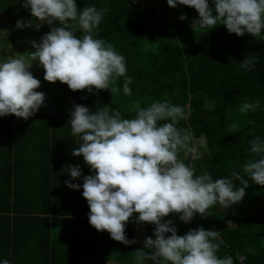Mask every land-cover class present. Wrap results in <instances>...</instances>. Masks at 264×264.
<instances>
[{"label": "trees", "instance_id": "trees-1", "mask_svg": "<svg viewBox=\"0 0 264 264\" xmlns=\"http://www.w3.org/2000/svg\"><path fill=\"white\" fill-rule=\"evenodd\" d=\"M23 3L24 0H0V13H18L32 17L30 9H25ZM209 3L211 6V0ZM77 5L78 10L89 6L107 10L95 30V38L111 43L126 58L127 75L132 78V95L123 94V77L112 85L120 89L117 93H111L110 90H100L98 93L72 91L66 84L59 81L55 83L61 90L57 94V100L62 102L51 115L33 116L39 118L37 120L45 117L52 119L49 125L53 132L52 141L42 134L39 142L35 140V143H24L29 144L28 149L35 152L36 160L33 161L36 166H45V170L36 173L40 178L33 185L29 184L37 190L31 196L33 206L22 201L25 187H20L21 161L16 158L12 163L13 156L16 157L17 152L21 153L22 146L18 144L21 138L17 136L13 140L10 133L5 134L6 138L2 142L7 146V152L2 154V158H5L6 165L0 169V240L9 252H1V257L12 260L11 237L13 235L16 238L18 235L10 226L12 219H9V214L15 213L13 220L18 225L20 218L17 214L54 213L70 217L66 222L68 227L62 230L63 243L62 240L59 241L61 237L56 236L57 232L53 236L50 233L53 227L50 228L48 218L39 217L33 233L35 239H38L35 248L42 250L36 251L34 248L29 256L34 255L44 264L48 263L47 253L52 241L57 248L54 255L63 256L64 264L95 262L97 254L99 264L106 261L134 264L135 252L144 249L145 238L155 239V225L137 224L135 218L138 214H134L126 224V235L130 240L138 241L136 233H145L142 243L125 245L115 241L107 231H97L89 220L81 219L90 212L88 202L82 195L83 188L74 190L65 183L72 180L66 170L70 165H78L82 169V177L72 180L73 183L82 184L83 176L94 174L82 156L72 155L73 150L79 147L77 138L71 135L69 125L73 106L82 105L93 112L108 106L124 118L135 116L136 105L147 107L155 101L165 99L185 106L189 112L188 119L181 121L178 127L190 131L194 142L203 140L206 144V148L200 149L199 159L189 156L185 163L191 164L197 175L207 171L214 179L231 177L249 159H256L255 154L249 151L248 141L255 137L264 139V35L259 38L248 33L237 36L230 34L223 25L207 31L194 25L199 18L194 8L184 5L173 8L168 5L167 0H159L156 5L151 0H77ZM170 12L184 15L187 19L176 20L168 16ZM58 26V22L52 26L44 22L38 34L39 42L52 27ZM73 28L77 36L83 34L77 25L73 24ZM201 35L206 37L205 43L199 41ZM249 55L256 61L255 71H248L241 66ZM54 93L53 90L48 92L50 96ZM256 100L261 102L260 111L247 114L239 111L243 103H254ZM66 102L71 103L68 110L64 104ZM37 120L36 124L39 123ZM231 125H237L235 131L229 130ZM11 126L12 124L8 128L1 124L0 129L2 132L11 130ZM64 158L67 165L61 162ZM234 183L239 186V181ZM246 192L245 198L226 210L227 212L213 206L209 209L211 216L202 218L197 214L187 224L176 215L165 219L173 221L178 235H184L198 227L220 231L223 243L217 255L221 258L232 257L233 264H241L239 256L245 257V264H264V186L250 182ZM232 220L235 221V226H231ZM58 222L61 220H56V231L60 229ZM20 241L25 242L26 237ZM62 247L64 250H60ZM23 248L24 244H20L17 250L15 248V259Z\"/></svg>", "mask_w": 264, "mask_h": 264}, {"label": "clouds", "instance_id": "clouds-1", "mask_svg": "<svg viewBox=\"0 0 264 264\" xmlns=\"http://www.w3.org/2000/svg\"><path fill=\"white\" fill-rule=\"evenodd\" d=\"M167 3L173 8H194L199 14L194 25L207 31L223 25L237 36L264 35V0H211V6L209 0ZM23 7L30 9L37 21L36 30L42 27L40 22L60 25L52 27L39 43L31 41L35 49L31 60L45 70L44 80L59 81L72 91L117 93L120 89L112 85L123 77V94L132 95L126 58L111 43L95 38L106 9L89 6L78 10L77 0H24ZM180 19L187 17L181 15ZM73 24L83 33L81 36L75 34ZM17 26L31 28L33 23L20 21ZM255 65L250 55L241 63L248 71H255ZM31 67L23 58L0 61V118L15 115L27 120L45 104L46 94L37 91L41 81L34 77ZM260 110L259 100L245 102L239 108L243 114ZM188 115L185 106L166 99L147 107L136 105L133 118H124L108 106L93 112L74 105L70 113L71 135L79 145L72 155L82 156L94 174L83 176L82 184L73 183L82 177V169L70 165L66 170L72 180L65 183L74 190L83 188L90 225L125 245L137 242L126 235V224L134 214H138L137 224L155 225V239L145 238L144 249L135 252L134 264H233L232 257L217 255L223 243L220 231L198 227L178 235L173 221L165 218L176 215L185 224L197 214L206 218L211 216L209 209L213 206L226 211L240 203L250 182L264 186V139L260 137L248 141L256 159H249L231 177L214 179L207 171L197 175L185 161L189 156L199 159L200 149L206 144L203 140L194 142L190 131L178 127ZM236 128L231 125L229 130ZM234 181H239V186ZM238 259L245 264L244 256ZM0 264L10 261L0 259Z\"/></svg>", "mask_w": 264, "mask_h": 264}, {"label": "crops", "instance_id": "crops-1", "mask_svg": "<svg viewBox=\"0 0 264 264\" xmlns=\"http://www.w3.org/2000/svg\"><path fill=\"white\" fill-rule=\"evenodd\" d=\"M5 15L6 18H8L9 16L13 17V13H0V17L2 18ZM18 17V15H16ZM18 23V22H17ZM11 28L16 29L18 28L16 22L13 23V25L11 24ZM18 56H21V54L18 52L17 53ZM11 57V54L7 55V59H9ZM52 110V109H51ZM68 110V109H66ZM65 110V111H66ZM53 110L50 112L48 109H43L40 108V110L37 112V114H44V115H51L53 114ZM39 118L37 117H30L29 119L25 120L23 118H17L15 115H10V117H3L0 118V125H4L6 127L9 128V126L12 124L11 126V130H4L2 132V130L0 131V169H2L6 163H5V158H2V154H6L7 152V146L3 144V139L6 138L5 134L10 133V136H12V139L15 140L17 138V136L21 138L20 146H22V150L21 153L17 152L16 157L13 156L12 158V163L14 164L16 158H18L21 161V172L20 175L22 181L20 182V187H25L24 191H23V197H22V201L28 205V206H33V201L31 200V196L37 192V190H35L34 188H32L30 185H33L39 178L36 175L37 172H40L42 170H45L44 167H38L36 166V163L33 161V159L36 160V154L34 151H30L28 149V145L29 144H24V143H35V140L39 142V138L43 137V136H48L49 140L52 141L53 139V132H52V127L49 126L51 124L52 119L45 117L43 120H37ZM35 120L39 121L38 124L35 123ZM45 123H44V122ZM59 122H62L61 120H59ZM3 129V128H2ZM67 133V132H66ZM20 134V135H19ZM43 134V136H42ZM59 137L61 138V131L59 129ZM23 143V144H21ZM61 152V149H60ZM8 156V155H7ZM63 165H67V160L66 158H64L62 161ZM66 163V164H65ZM52 167V166H51ZM66 168V166H65ZM64 169V167H63ZM23 174V175H22ZM35 174V175H34ZM61 178H63V176H61ZM52 185L54 186V179L51 180ZM30 184V185H29ZM3 187V186H2ZM45 188V186L43 187V189ZM60 198V197H58ZM35 209V207H33ZM46 216L49 220L50 223V228L53 227L56 224V220H61V222H58V225L60 226L59 231H55L53 229H51L50 233L57 232L56 236L59 235V237H61L59 239V241L63 243V232L64 229L67 226L68 223L67 220L68 218H70L69 216H64L61 217V215H56L54 213H49V214H17V217L20 218V221L18 223V225L15 223V221L13 220V218L15 217V213H11L9 214V219H12L10 226L13 227L17 232L18 235L15 238L13 235L11 237V245H10V254H11V258L12 260H10V264H44L43 261H41V259H36V257L34 255H31L32 250L35 248L36 246V240L35 239V233H33V228L36 227L37 224V219H39V217H44ZM27 221H26V220ZM82 220H89V216L86 217H81ZM26 237V241L25 242H21L20 239ZM55 241V239H54ZM20 244H24V248L21 251V253L19 254V257L17 259H15V255H16V250L18 247H20ZM50 251L47 253V260L49 261L48 263L45 264H64L63 259L64 257L61 256H56L54 255L55 251H56V247H54L55 242L52 244V241L50 242ZM16 248V250H15ZM61 248V247H60ZM58 248V249H60ZM66 248V247H65ZM42 250V248H35V250ZM60 250H64V248L62 247V249ZM1 252L7 254V252H9V250L7 251V247L4 246L3 244H1V240H0V259H3L1 257ZM99 253V251H98ZM98 254H97V259L95 262L93 261H87V264H99V258H98ZM63 262V263H62ZM67 262V261H66ZM78 264V263H77ZM104 264H116V262H105Z\"/></svg>", "mask_w": 264, "mask_h": 264}, {"label": "rangeland", "instance_id": "rangeland-1", "mask_svg": "<svg viewBox=\"0 0 264 264\" xmlns=\"http://www.w3.org/2000/svg\"><path fill=\"white\" fill-rule=\"evenodd\" d=\"M159 0H151L153 5H156ZM18 15V17L16 16ZM168 16L174 17L176 20H181V15L174 14L170 12ZM24 21L33 23L31 28L29 27H18L16 29H12L11 24L14 22ZM184 21V20H181ZM35 19L33 17H26L20 15L18 13H13V17L9 16L8 18L5 15L0 17V61L7 60V55L11 54L10 58H23L26 62H30L32 67L30 71L33 73L34 77L41 81V87L37 89V91H42L46 94L45 104L43 105V109H48L50 112L54 110L62 100L58 101L57 96L61 93L60 88H57L55 83L48 82L44 80L45 70L39 65L38 61L31 60V52H34L35 49L32 47L31 41H36L39 43V30L35 28ZM42 25L44 22H40ZM199 41L205 43L206 37L201 35ZM20 53L21 56H18L17 53ZM50 90H53L55 93L51 96L48 94ZM58 94V95H57ZM49 95V97H48ZM51 103V104H50ZM67 107L66 109H70L71 103H64ZM52 109V110H51ZM7 117H10L7 116ZM263 201V199H261ZM223 210V209H222ZM223 212H227L223 210ZM236 216V213L234 214ZM231 226H235V221H231ZM138 237V241L136 243H142V239L145 237V233H136L135 235ZM109 261H106V263Z\"/></svg>", "mask_w": 264, "mask_h": 264}]
</instances>
